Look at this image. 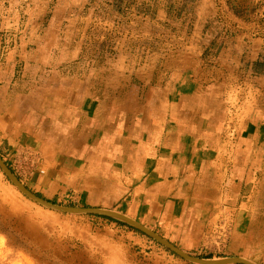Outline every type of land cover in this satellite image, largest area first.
I'll return each mask as SVG.
<instances>
[{"label":"rangeland","instance_id":"374dc122","mask_svg":"<svg viewBox=\"0 0 264 264\" xmlns=\"http://www.w3.org/2000/svg\"><path fill=\"white\" fill-rule=\"evenodd\" d=\"M217 82L237 135L264 108V0H0V160L52 204L112 210L81 206L67 168L52 167L40 139L32 140L26 125L33 129L27 119L39 90L65 110L99 89L108 102L143 104ZM113 220L49 210L0 167V264H192Z\"/></svg>","mask_w":264,"mask_h":264},{"label":"crops","instance_id":"0c3cea01","mask_svg":"<svg viewBox=\"0 0 264 264\" xmlns=\"http://www.w3.org/2000/svg\"><path fill=\"white\" fill-rule=\"evenodd\" d=\"M213 85L143 104L99 89L65 110L39 90L26 126L52 167L67 168L81 206L130 215L190 255L264 264V108L231 134L226 89Z\"/></svg>","mask_w":264,"mask_h":264},{"label":"water","instance_id":"95a60500","mask_svg":"<svg viewBox=\"0 0 264 264\" xmlns=\"http://www.w3.org/2000/svg\"><path fill=\"white\" fill-rule=\"evenodd\" d=\"M0 167L4 170V172L8 175L11 181L31 200L36 202L37 204L56 212H61L65 214H72V215H99L108 218H112L115 220H119L121 222L127 223L138 230L144 232L148 236L153 237L158 242L166 246L167 248L174 251L177 255L184 258L188 262L192 264H257L251 260L245 258H226V259H204L194 255L186 254L185 252L181 251L180 249L171 245L167 240L163 239L156 233L152 232L151 230L143 227L140 223L136 222L132 218L116 212L112 210L106 209H99V208H71V207H63L59 205L52 204L44 199L37 197L36 195L32 194L25 186H23L14 176L13 174L7 169L4 163L0 160Z\"/></svg>","mask_w":264,"mask_h":264},{"label":"trees","instance_id":"16d2710c","mask_svg":"<svg viewBox=\"0 0 264 264\" xmlns=\"http://www.w3.org/2000/svg\"><path fill=\"white\" fill-rule=\"evenodd\" d=\"M113 221L120 222V221H117V220H113Z\"/></svg>","mask_w":264,"mask_h":264},{"label":"bare ground","instance_id":"6f19581e","mask_svg":"<svg viewBox=\"0 0 264 264\" xmlns=\"http://www.w3.org/2000/svg\"><path fill=\"white\" fill-rule=\"evenodd\" d=\"M2 226H4V224H2ZM5 227V226H4ZM45 242V241H44Z\"/></svg>","mask_w":264,"mask_h":264}]
</instances>
